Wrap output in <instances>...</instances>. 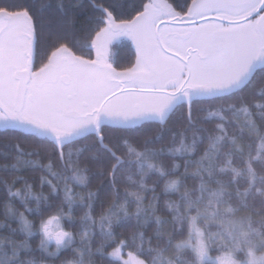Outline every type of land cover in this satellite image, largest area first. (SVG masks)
Masks as SVG:
<instances>
[{"label": "snow or ice", "instance_id": "snow-or-ice-1", "mask_svg": "<svg viewBox=\"0 0 264 264\" xmlns=\"http://www.w3.org/2000/svg\"><path fill=\"white\" fill-rule=\"evenodd\" d=\"M0 137V264H264V0H0Z\"/></svg>", "mask_w": 264, "mask_h": 264}, {"label": "trees", "instance_id": "trees-1", "mask_svg": "<svg viewBox=\"0 0 264 264\" xmlns=\"http://www.w3.org/2000/svg\"><path fill=\"white\" fill-rule=\"evenodd\" d=\"M50 26H51V28L53 30L56 29V21H55V19H53L51 21V25ZM121 50H122V48L120 49V51ZM121 53L122 54L119 57V60H122L124 58V55H125L124 51H122ZM175 121H176V117H173L172 120L169 122L170 123V126H173L174 127ZM150 127L152 128V131L149 133V136H152L154 134L155 130H156V126L153 124V125H150ZM162 136H163V140L160 141V143L167 142V140L170 137V133H168L166 130H164V131H162ZM3 142H4V138L3 137H0V145H2ZM157 146H159V144ZM23 150L26 151V152H28V151H39V149H37L36 147H34L30 141L23 142ZM43 157H44V153L41 151L39 158L40 159H43ZM32 159H38V157H35L34 156V157H32ZM10 162H11L10 160L5 161L2 158H0V164L10 163ZM44 163H47V160L46 159H44ZM90 167H91V165H90ZM94 170L95 169L93 168V171ZM24 175L27 176V177H29L30 179H35L39 175V173L38 172H35V171H32V170H25ZM189 184H191V181H189ZM96 187H97V182L96 181H93L92 182V185H91V188L93 190H95ZM0 199H3V192H2V190H0ZM162 205H163V201H161V206ZM134 210H135L134 209V206L130 208V211H134ZM161 210L163 211V207L161 208ZM97 211H99V209H97ZM79 214H80L79 213V210L78 209L75 210V215L78 216ZM0 217H2V208H0ZM29 219L36 220V218L33 217V216H30ZM37 223H38V221H37ZM78 228H79V225L78 224H74V225H71V226L66 225V230H69V231L76 232V231H78ZM120 231H125V229H120ZM151 231H152V226L150 225L147 228V233L150 235L151 234ZM177 235H179V234H177ZM30 243H32L33 246H35L38 243V237H33L32 240L30 241ZM63 258H65V257L62 256L61 259H63ZM57 264H59L58 261H57Z\"/></svg>", "mask_w": 264, "mask_h": 264}, {"label": "flooded vegetation", "instance_id": "flooded-vegetation-1", "mask_svg": "<svg viewBox=\"0 0 264 264\" xmlns=\"http://www.w3.org/2000/svg\"><path fill=\"white\" fill-rule=\"evenodd\" d=\"M123 46L122 45H117L114 49H113V56L114 58H116L117 60H119V57L121 56V52L122 50L120 51V49L122 48Z\"/></svg>", "mask_w": 264, "mask_h": 264}]
</instances>
